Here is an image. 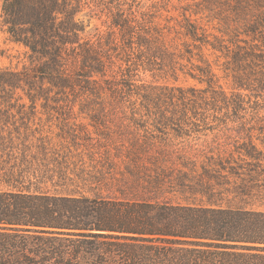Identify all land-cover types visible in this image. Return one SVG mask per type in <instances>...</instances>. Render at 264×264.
Segmentation results:
<instances>
[{"label": "trees", "instance_id": "obj_1", "mask_svg": "<svg viewBox=\"0 0 264 264\" xmlns=\"http://www.w3.org/2000/svg\"><path fill=\"white\" fill-rule=\"evenodd\" d=\"M227 1L218 34L163 18L165 0L3 1L31 65L0 69V98H82L94 119L154 130L0 127V264H264V138L227 122L239 91H264V0ZM87 17L107 33L87 40ZM181 77L205 87L167 82Z\"/></svg>", "mask_w": 264, "mask_h": 264}, {"label": "rangeland", "instance_id": "obj_2", "mask_svg": "<svg viewBox=\"0 0 264 264\" xmlns=\"http://www.w3.org/2000/svg\"><path fill=\"white\" fill-rule=\"evenodd\" d=\"M3 1L0 0V69L21 70L25 66L29 67L31 65L28 50L23 46L11 42L9 35L6 33V28L2 25ZM156 1L144 0L143 3L148 7ZM226 2L228 1L165 0V2L158 3L160 15L162 14L163 18L167 16L172 17L173 23H175L183 19L182 14H186L192 20L201 22L212 33L218 34L214 28L220 26L219 19H214V17L222 16L220 15L221 5H223V10L234 8V3L229 6ZM188 6H190V9L187 8ZM184 8L188 9V11L184 12ZM85 20L87 25L85 37L87 40H96V36L107 33L109 29V23L104 22L106 21L105 17L101 19L94 18L91 20V23L87 22L88 17ZM218 73L222 76L220 72ZM146 80L152 81L150 76H147ZM163 82L165 81H160V84ZM167 82L181 86L205 87L193 79H185L184 77H181L176 83L172 79L167 80ZM220 85L228 96L232 95L234 87H236L231 79H221ZM239 92L244 96V107L246 110L241 113L239 112L237 116H234L233 113L230 114L232 121H227L228 128L235 130L231 134L235 136L240 126L242 127L245 124V129L251 131L255 139L258 137L264 138V91L257 92L250 89ZM85 106L87 105L82 98L51 96L48 100L37 99L31 101L21 91H17L13 96L0 98V127L7 126L9 129L16 127L20 128L22 132L24 131V127H30L33 130L38 129L44 132H51L54 135L64 130L69 134H90L94 138L101 137L102 132H104L105 134H110L113 138L122 136L125 139L140 137L147 130H154L152 128L153 122L147 119H143L141 122L137 120V123L144 122L147 129L140 128L135 124L136 120H131L130 117L123 118L118 116L105 120L94 119L91 117L92 114H89L87 111H85L87 113L82 112ZM98 106L95 105L96 108ZM101 123H108V126L106 125V127L104 126L105 128H102L100 126ZM261 132H263L262 135H260ZM255 142L259 147H262L260 141L256 140ZM46 264H56V262L52 260Z\"/></svg>", "mask_w": 264, "mask_h": 264}]
</instances>
